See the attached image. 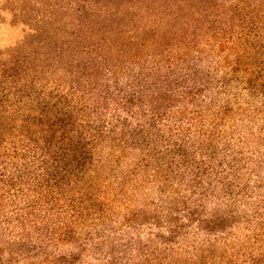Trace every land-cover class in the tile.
I'll use <instances>...</instances> for the list:
<instances>
[{"label": "trees", "instance_id": "16d2710c", "mask_svg": "<svg viewBox=\"0 0 264 264\" xmlns=\"http://www.w3.org/2000/svg\"><path fill=\"white\" fill-rule=\"evenodd\" d=\"M51 1L37 45L0 50V264L75 239L106 146L186 167L197 207L225 209L200 229L229 241L243 225L261 246L245 264H264V121L256 139L224 129L264 115L240 104L264 96V0ZM63 19L67 39L47 46ZM43 46L56 65L39 66Z\"/></svg>", "mask_w": 264, "mask_h": 264}, {"label": "rangeland", "instance_id": "374dc122", "mask_svg": "<svg viewBox=\"0 0 264 264\" xmlns=\"http://www.w3.org/2000/svg\"><path fill=\"white\" fill-rule=\"evenodd\" d=\"M58 4L51 0H0V50L26 46L29 41L31 48L37 45L36 31L44 27L43 21L51 17V11L59 10ZM65 27L63 19L48 28L52 36L47 46L67 39ZM47 51L49 48L43 46L39 63L43 69L60 60L50 57ZM62 59L66 62L68 54H63ZM54 73L49 79L65 77L64 72ZM240 102L253 116L252 112L262 106L264 96L254 101L244 96ZM257 118L252 125L247 118L234 116L239 122H229L224 129L256 139L264 115ZM256 151L253 145L249 149L250 153ZM98 154L99 168L91 175L93 190L88 203L93 210L85 219L76 221L75 239L45 246L42 255L15 264H245L247 256L261 249L260 245L252 248V232L243 225L229 229L233 232L229 241L223 239L222 233L209 236L200 229L198 219H210L211 213L225 209L213 203L205 204L204 210L197 207L193 185L190 179L184 180L189 172L186 167H176L167 176L168 173H159L162 169L156 164L136 167L142 157L139 152L121 156L106 146ZM162 166L165 170L166 165ZM263 194L264 191L260 195ZM190 213L200 217L191 222ZM172 230L177 231L176 236L171 235ZM160 236L169 241L163 244Z\"/></svg>", "mask_w": 264, "mask_h": 264}]
</instances>
